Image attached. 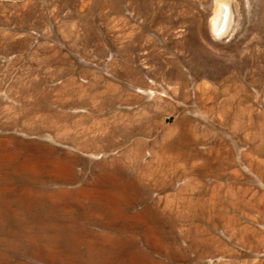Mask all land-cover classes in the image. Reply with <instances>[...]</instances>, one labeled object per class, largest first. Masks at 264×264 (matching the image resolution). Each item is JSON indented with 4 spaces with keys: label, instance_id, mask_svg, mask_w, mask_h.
I'll use <instances>...</instances> for the list:
<instances>
[{
    "label": "rangeland",
    "instance_id": "rangeland-1",
    "mask_svg": "<svg viewBox=\"0 0 264 264\" xmlns=\"http://www.w3.org/2000/svg\"><path fill=\"white\" fill-rule=\"evenodd\" d=\"M0 264H264V0H0Z\"/></svg>",
    "mask_w": 264,
    "mask_h": 264
},
{
    "label": "bare ground",
    "instance_id": "bare-ground-1",
    "mask_svg": "<svg viewBox=\"0 0 264 264\" xmlns=\"http://www.w3.org/2000/svg\"><path fill=\"white\" fill-rule=\"evenodd\" d=\"M228 2V1H227ZM219 8H218V12L219 13H217V16L214 18V20H215V22L212 24L213 25V27L215 28V30L216 29H218V26L220 25L219 23L220 22H224L225 23V21H226V17L228 16V7H227V4H225V3H223V4H220L219 6H218ZM229 17V16H228ZM227 17V18H228ZM226 25V24H225ZM224 27V26H223ZM226 27V26H225ZM222 31H224V30H222ZM222 31H221V33H222Z\"/></svg>",
    "mask_w": 264,
    "mask_h": 264
}]
</instances>
